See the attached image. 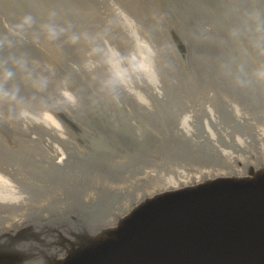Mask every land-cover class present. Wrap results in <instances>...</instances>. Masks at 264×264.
<instances>
[{"label":"water","instance_id":"obj_1","mask_svg":"<svg viewBox=\"0 0 264 264\" xmlns=\"http://www.w3.org/2000/svg\"><path fill=\"white\" fill-rule=\"evenodd\" d=\"M234 2L0 0V41L34 18L0 43V75L29 69L0 99V264H264V58Z\"/></svg>","mask_w":264,"mask_h":264},{"label":"clouds","instance_id":"obj_2","mask_svg":"<svg viewBox=\"0 0 264 264\" xmlns=\"http://www.w3.org/2000/svg\"><path fill=\"white\" fill-rule=\"evenodd\" d=\"M232 25L229 29V40L235 46V49L248 57L264 58V0H235L230 13ZM34 23V18L31 14H25L18 22L12 24L8 33L0 43L11 49L14 47V41L9 37H16L21 35V29L26 26L30 27ZM41 28L45 30L47 38L55 39L59 34L57 27L54 24H43ZM6 67L0 75L2 85H0V99L9 103L14 99L9 90L4 87L16 74L17 69L28 72V66L22 53L17 54L12 52L6 58ZM227 66H234L236 82L243 85L246 83L241 78L240 74L245 70V63L243 61L237 62L234 56L231 60L225 63ZM224 66V65H222ZM255 75L264 77V59L255 68ZM25 110L21 108L16 112L15 119L23 118Z\"/></svg>","mask_w":264,"mask_h":264}]
</instances>
